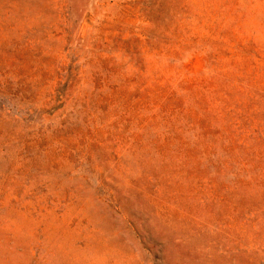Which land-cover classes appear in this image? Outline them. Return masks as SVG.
<instances>
[{"label": "rangeland", "instance_id": "374dc122", "mask_svg": "<svg viewBox=\"0 0 264 264\" xmlns=\"http://www.w3.org/2000/svg\"><path fill=\"white\" fill-rule=\"evenodd\" d=\"M0 264H264V0H0Z\"/></svg>", "mask_w": 264, "mask_h": 264}]
</instances>
